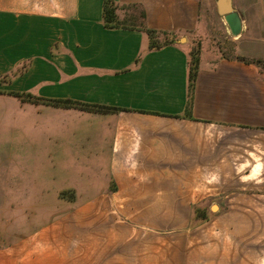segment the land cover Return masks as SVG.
<instances>
[{"label": "crops", "instance_id": "obj_1", "mask_svg": "<svg viewBox=\"0 0 264 264\" xmlns=\"http://www.w3.org/2000/svg\"><path fill=\"white\" fill-rule=\"evenodd\" d=\"M104 1L0 0V152L11 150L2 193L105 197L115 214L96 235L19 236L0 247V264H145L144 236L129 234L165 228L155 213L264 195V0H233L241 35L223 24L236 54L212 62L202 50L190 116V49L178 41H205L202 11L223 18L217 0H111L119 20L140 6L150 29L178 35L159 50L141 31L106 29ZM62 100L117 110L51 102ZM199 230L152 248L148 264H242Z\"/></svg>", "mask_w": 264, "mask_h": 264}, {"label": "rangeland", "instance_id": "obj_2", "mask_svg": "<svg viewBox=\"0 0 264 264\" xmlns=\"http://www.w3.org/2000/svg\"><path fill=\"white\" fill-rule=\"evenodd\" d=\"M208 11L209 19H206V7L202 11V22H207L209 34L205 41L198 34L183 44L192 55L200 54L204 49V53L213 59L212 62L220 57H233L236 54L235 43L225 32L224 19L219 18L215 8L210 7ZM120 13L122 26L133 24L125 17L128 11L121 10ZM5 150L1 149L0 152V177L5 178H0V188L9 187L6 183L10 176L8 160L11 150L8 147ZM4 191L0 189V247L27 234H100L103 228L99 226L104 221L111 223L112 215L115 216L105 210L109 207L105 197L77 196L71 191L59 196H15L3 194ZM213 207L216 209L213 210ZM177 216L189 217L190 225L181 230L166 226ZM158 217L161 223H166L165 228L130 229L129 237L134 233L139 237L144 236L145 264H148L147 259L151 256L148 252L152 248L167 251L174 244L171 236H188L197 229H200L199 234L202 236L220 238L216 242L217 246L226 248L224 255L232 254L237 259L241 258L242 264H264V195H224L208 199L207 203L197 206L191 212L155 213L154 219ZM204 217L207 220L203 221ZM125 230H121L122 234Z\"/></svg>", "mask_w": 264, "mask_h": 264}, {"label": "trees", "instance_id": "obj_3", "mask_svg": "<svg viewBox=\"0 0 264 264\" xmlns=\"http://www.w3.org/2000/svg\"><path fill=\"white\" fill-rule=\"evenodd\" d=\"M120 8V5L111 1V0H105L104 1V20L103 24L106 29H130V30H138L144 33L146 35V38H148L149 41V50H159L165 46L172 45L175 43V41L178 39V35L172 32H166V31H157L150 29L146 24V18H145V12L142 7L140 6H133L134 9H137L139 13L136 15L134 14L132 17L129 18L128 21H131L134 23L133 26L127 27L122 26L120 23L119 17H118V10ZM199 52L196 54L189 53V75H188V82H189V88H188V104H187V110L186 113L188 116L191 114L192 105H193V98H194V89L195 84L200 68V58L197 56ZM16 96H21L19 94H16ZM54 104H60L70 107H78L82 109H91L97 112H106L108 110L114 109L109 107H92L89 105H83L80 103L72 102L69 100H62V101H51ZM117 110V109H114ZM198 212V211H196ZM207 220V217H204L202 219Z\"/></svg>", "mask_w": 264, "mask_h": 264}, {"label": "water", "instance_id": "obj_4", "mask_svg": "<svg viewBox=\"0 0 264 264\" xmlns=\"http://www.w3.org/2000/svg\"><path fill=\"white\" fill-rule=\"evenodd\" d=\"M217 9L221 17L224 18L230 33L234 37H238L242 33L243 21L240 14L235 10L233 6V0H217ZM185 38L178 41L184 43Z\"/></svg>", "mask_w": 264, "mask_h": 264}, {"label": "bare ground", "instance_id": "obj_5", "mask_svg": "<svg viewBox=\"0 0 264 264\" xmlns=\"http://www.w3.org/2000/svg\"><path fill=\"white\" fill-rule=\"evenodd\" d=\"M214 208L216 209V207H213V210H214Z\"/></svg>", "mask_w": 264, "mask_h": 264}]
</instances>
